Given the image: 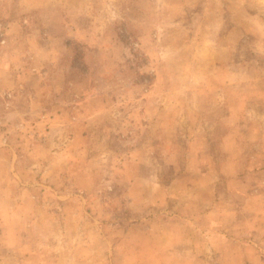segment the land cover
I'll return each instance as SVG.
<instances>
[{
    "label": "rangeland",
    "instance_id": "rangeland-1",
    "mask_svg": "<svg viewBox=\"0 0 264 264\" xmlns=\"http://www.w3.org/2000/svg\"><path fill=\"white\" fill-rule=\"evenodd\" d=\"M254 168L264 0H0V264H264Z\"/></svg>",
    "mask_w": 264,
    "mask_h": 264
},
{
    "label": "crops",
    "instance_id": "crops-1",
    "mask_svg": "<svg viewBox=\"0 0 264 264\" xmlns=\"http://www.w3.org/2000/svg\"><path fill=\"white\" fill-rule=\"evenodd\" d=\"M252 174H254V175H263L264 174V168L263 169H258V171H255V168L253 169V170H248L247 171V175H249V176H252ZM253 178V177H252ZM255 181H256V184H257V186L259 185L258 183L259 182H262V181H259V180H256L255 179ZM264 181V180H263ZM263 185H264V182H263ZM246 188L248 189V190H250V192L254 189V185H253V183H249V184H247L246 185ZM243 189H245V186L243 187ZM247 194H248V192H247ZM253 194H254V192H252L251 194H250V198L247 200V202H246V210L248 211V212H250V211H253V210H251L250 209V207L252 206H250V200L251 199H254V198H252V196H253ZM255 199H257L259 202L261 201V204H263L264 205V192H263V195L261 196H258V197H256ZM253 204H254V202H253ZM260 204V205H261ZM259 205V204H258ZM253 213V212H252ZM207 214H204V216H206ZM262 215H264V209H262L261 211H258L257 213H256V215H254V219L257 221V220H259L260 219V217L262 216ZM251 218H253V214H252V216H250V219ZM249 220V219H248ZM261 220L262 221H264V219L263 218H261ZM261 221V222H262ZM245 222H248L246 219H245Z\"/></svg>",
    "mask_w": 264,
    "mask_h": 264
}]
</instances>
